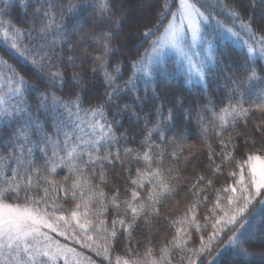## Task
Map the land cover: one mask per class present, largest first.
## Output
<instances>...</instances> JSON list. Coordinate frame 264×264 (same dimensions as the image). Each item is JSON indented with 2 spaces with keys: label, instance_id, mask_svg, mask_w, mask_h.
<instances>
[{
  "label": "trees",
  "instance_id": "trees-1",
  "mask_svg": "<svg viewBox=\"0 0 264 264\" xmlns=\"http://www.w3.org/2000/svg\"><path fill=\"white\" fill-rule=\"evenodd\" d=\"M189 1L198 80L150 63L176 0H0V206L67 234L0 264H264V0Z\"/></svg>",
  "mask_w": 264,
  "mask_h": 264
},
{
  "label": "rangeland",
  "instance_id": "rangeland-1",
  "mask_svg": "<svg viewBox=\"0 0 264 264\" xmlns=\"http://www.w3.org/2000/svg\"><path fill=\"white\" fill-rule=\"evenodd\" d=\"M148 0H136V4L145 6ZM203 16L189 0H176V9L171 19L157 39L156 49L152 50L150 63H160L168 56H175L177 63L189 71L196 80L200 79L201 65L209 61L210 48H202L200 28ZM254 175V191L256 194L264 188V161L253 159L250 165ZM63 230V229H62ZM59 228L53 222L29 211L0 206V242L13 243L38 238L39 241L55 240ZM58 234V235H57ZM60 244L54 241L53 244Z\"/></svg>",
  "mask_w": 264,
  "mask_h": 264
}]
</instances>
